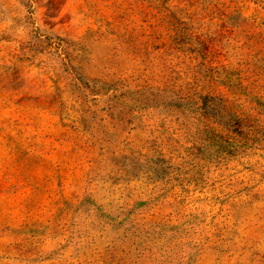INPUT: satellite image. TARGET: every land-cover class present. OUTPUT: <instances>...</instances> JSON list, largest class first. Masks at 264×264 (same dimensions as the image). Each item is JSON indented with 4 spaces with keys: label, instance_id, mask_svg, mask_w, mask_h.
<instances>
[{
    "label": "rangeland",
    "instance_id": "1",
    "mask_svg": "<svg viewBox=\"0 0 264 264\" xmlns=\"http://www.w3.org/2000/svg\"><path fill=\"white\" fill-rule=\"evenodd\" d=\"M0 264H264V0H0Z\"/></svg>",
    "mask_w": 264,
    "mask_h": 264
}]
</instances>
